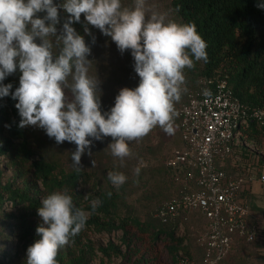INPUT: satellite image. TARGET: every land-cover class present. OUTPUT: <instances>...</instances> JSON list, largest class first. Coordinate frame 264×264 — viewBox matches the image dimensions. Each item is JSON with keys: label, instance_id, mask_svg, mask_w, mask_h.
<instances>
[{"label": "clouds", "instance_id": "1", "mask_svg": "<svg viewBox=\"0 0 264 264\" xmlns=\"http://www.w3.org/2000/svg\"><path fill=\"white\" fill-rule=\"evenodd\" d=\"M60 8L69 16L58 34ZM38 13L46 14L40 18ZM82 14L84 33L92 36L93 44L96 38L88 25L110 37L121 53L131 50L140 78L135 89L119 91L106 113L101 111L100 81L89 75L91 48L72 26L81 22ZM165 21L164 14L155 12L146 18L145 0H135L133 8L122 7L121 0H63L60 5L53 0H0V98L11 95L18 101L20 128L36 126L57 144L74 143L77 172L83 170L86 149L91 156L93 140L104 137L112 138L107 149L123 163L132 156L130 142L156 127L174 132L175 104L186 90L184 70L208 60L207 43L194 22ZM52 37L59 47L55 55ZM17 69L19 87L11 92L12 85L3 81ZM141 166L143 161L134 169L136 175ZM108 178L117 187L127 180L118 171H110ZM68 192L54 191L42 199L37 213L42 223L36 228L40 238L27 248L26 264H58L60 249L84 229L88 213L75 206ZM99 203L92 201V209Z\"/></svg>", "mask_w": 264, "mask_h": 264}, {"label": "trees", "instance_id": "2", "mask_svg": "<svg viewBox=\"0 0 264 264\" xmlns=\"http://www.w3.org/2000/svg\"><path fill=\"white\" fill-rule=\"evenodd\" d=\"M53 2L60 5L63 0ZM261 3L264 0H170L180 23L194 22L207 43L208 60H201V79L226 78L235 95L251 108L264 107V8L258 7ZM126 4L127 0H121L122 7ZM45 14L37 15L42 18ZM68 16L59 9L58 34ZM85 24L82 14L81 22L72 26L91 48L87 58L93 65L92 36L84 33ZM88 27L95 38L105 37L99 29ZM51 39L53 53L58 54L55 38ZM3 83L12 85L11 92L19 87L14 74ZM65 91L71 95L70 89ZM17 102L11 95L0 98V157L5 155L4 161L15 168V178L25 183L13 187L12 181L3 184L0 180V213L5 212V202H11L10 214L17 222L16 226H11V231L25 240L26 250L40 238L36 228L42 223L37 214L42 199L54 191L68 189L75 206L88 213V219L84 229L60 249L58 264H97L99 257L100 264H109L114 256L127 257L130 264H187L185 256L190 255L189 247L186 237L178 234L184 215L168 222L157 217L147 221L132 212L121 213V194L115 188L86 195L84 186L93 181V171L66 168L60 160L49 158L44 146L43 151H37L35 146L38 145L31 139L32 127L18 126L21 118L15 107ZM236 131L260 144L264 138V121L249 117L248 124L239 125ZM171 178L176 190L170 199L177 197L183 188L173 176ZM94 200L100 201L95 210L92 209ZM90 232H120L121 236L119 242L109 240L105 246H96L89 238Z\"/></svg>", "mask_w": 264, "mask_h": 264}, {"label": "rangeland", "instance_id": "3", "mask_svg": "<svg viewBox=\"0 0 264 264\" xmlns=\"http://www.w3.org/2000/svg\"><path fill=\"white\" fill-rule=\"evenodd\" d=\"M134 5L135 0H127V8H133ZM145 9L146 18L155 12L164 14L165 22L171 20L180 23L179 17L170 5V0H145ZM134 64L131 50L121 53L110 37L96 38L93 44V65L89 66V75L97 76L100 81L98 88L102 112L110 111L115 104V97L122 88L135 89L139 85L140 78L134 70ZM201 68L202 62L197 61L194 68L184 70L186 83L183 88L186 90L182 91L181 99L175 104L176 110L186 102L194 88L199 86ZM17 71L14 77L19 85L21 73L18 69ZM66 95L69 99L72 98L68 92ZM31 127L33 129L31 139L34 145H38L35 146L37 151L40 152L44 146L49 158L60 160L66 168L74 167L71 154L76 150L74 143L65 141L57 144L54 138L47 136L44 129ZM173 127L172 134H167L156 127L143 139L130 142L132 156L125 158L123 163L113 157L107 149L108 144L112 142L111 137H104L101 141L93 140L92 155L89 156L86 149L81 157L82 168L93 171L94 174L93 181L84 186L85 194L115 188L121 194V213L132 212L144 220L154 221L158 206L170 199L176 190L166 161L176 149L182 146L179 114L174 118ZM4 158L5 155L0 157V180L3 184L12 181L13 187H20L25 182L15 178V168L8 165ZM92 160L95 161L94 166ZM141 161L143 166L139 175H136L134 169L140 165ZM218 164L232 175H243V173L248 176L255 175L254 179L246 184L244 198L248 199L251 205L248 216L249 225L257 229L255 240L236 241L221 264H264V182L259 179L260 173L264 172V138L259 144L238 133L233 152L221 157ZM110 171L122 172L127 177L126 182L119 187L114 186L108 178ZM4 195L7 198L6 191ZM5 205L7 206L5 212L0 213V264H26L25 240L14 236L15 233L11 231V226H16L17 222L10 214L13 211L11 202L6 201ZM206 228L207 219L202 214L193 212L187 218L185 215L182 216L178 234L186 237L185 243L189 247L190 255L185 258L192 260L194 264H205L204 246L200 238ZM120 236V232L89 233V238L96 246H105L109 240L119 242ZM100 256H102L101 253ZM96 262L100 264V257ZM109 264L130 263L127 257L114 256Z\"/></svg>", "mask_w": 264, "mask_h": 264}, {"label": "built area", "instance_id": "4", "mask_svg": "<svg viewBox=\"0 0 264 264\" xmlns=\"http://www.w3.org/2000/svg\"><path fill=\"white\" fill-rule=\"evenodd\" d=\"M182 146L167 159L171 176L182 184L177 197L162 202L156 217L163 222L198 212L207 219L200 238L205 264H221L238 240L253 241L257 229L248 222L251 205L244 198L255 175H232L218 160L233 152L236 129L249 117L264 121V107L251 108L234 93L226 78H203L180 109ZM259 179L264 182V172ZM187 264H194L185 258Z\"/></svg>", "mask_w": 264, "mask_h": 264}]
</instances>
